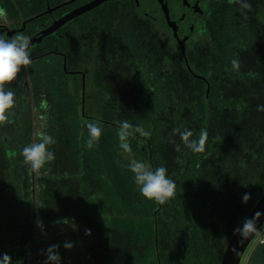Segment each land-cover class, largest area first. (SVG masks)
Listing matches in <instances>:
<instances>
[{"label":"trees","instance_id":"obj_1","mask_svg":"<svg viewBox=\"0 0 264 264\" xmlns=\"http://www.w3.org/2000/svg\"><path fill=\"white\" fill-rule=\"evenodd\" d=\"M249 2L247 19L239 5L231 6L211 38L186 51L191 69L201 77L167 46L157 64L149 47L141 54L125 48L118 37L112 44L105 39L114 68L101 70L98 100L85 101L82 112L56 82L62 72L55 63L50 71L39 57L21 67L5 85L6 92H14L15 104L0 124V258L7 253L13 264H47V249L59 245L60 264H203L209 249H224L264 192V110H258L264 106V0ZM11 7L4 0L3 9ZM76 46L77 39H71L74 56ZM234 58L240 61L239 73L232 70ZM124 120L134 126L127 130L128 154L117 135ZM94 121L108 152L118 149L116 156L112 153L117 173L123 178L132 174L119 150L128 156L135 152L136 160L167 168L176 183L175 196L164 205L140 193L131 198L134 179L128 195L122 185L112 188L109 175L101 173L100 145L93 142L89 148L84 138L87 123ZM135 126L150 137H142ZM177 127L191 130L192 139L206 129L205 152L185 148L173 135ZM42 133L55 140L48 147L55 160L36 176L20 153L39 143ZM245 193L251 195L247 203ZM125 198L146 210L136 227L120 210ZM65 243L73 247L66 249Z\"/></svg>","mask_w":264,"mask_h":264},{"label":"flooded vegetation","instance_id":"obj_2","mask_svg":"<svg viewBox=\"0 0 264 264\" xmlns=\"http://www.w3.org/2000/svg\"><path fill=\"white\" fill-rule=\"evenodd\" d=\"M7 1L16 10L17 17L0 19V35L11 38L18 32L37 37L40 30L60 16L91 0H71L55 8L52 7L66 0ZM0 2L4 5V0ZM235 5H230L228 0H100L34 40L29 46L30 59L54 56L45 64L50 71L54 63L59 68L57 71L62 73L60 81L56 82L65 87V97L80 103L82 112L85 101L98 100L95 88L99 85L101 70L105 65L108 71L114 68L110 65L111 51L103 46L105 39L110 38L112 44L118 37L125 48L141 54L149 47L150 55L155 53L157 56V64L161 61L163 46H167V49L180 52L187 68L193 75L201 77L191 69L186 51L209 40L228 9ZM73 21H77L76 29L71 25ZM44 39L49 41L43 48L37 47ZM71 39H77L78 46L71 49L77 52L76 56L68 47Z\"/></svg>","mask_w":264,"mask_h":264},{"label":"clouds","instance_id":"obj_3","mask_svg":"<svg viewBox=\"0 0 264 264\" xmlns=\"http://www.w3.org/2000/svg\"><path fill=\"white\" fill-rule=\"evenodd\" d=\"M228 3L239 5L241 16L247 19V13L252 11V5L249 0H228ZM6 17V10L0 8V18ZM31 38L23 33H15L11 38H6L0 35V124L4 123L8 117L6 113L14 107V92L5 91V85L11 84L20 72L21 67L31 65L29 45ZM232 70L239 73L240 61L238 59L231 60ZM258 110H264V106H258ZM90 133V139L87 141L89 148L93 147V142H98L102 133V128L99 122L87 123ZM134 126L127 120L119 122V131L117 132L120 141V147L126 153H130L132 149L126 140L128 136L127 130ZM135 131H138L142 137H150L151 133L145 131L140 126H135ZM173 135H179L180 140L185 148L193 153H204L205 145L208 138L206 129H201L199 137L192 139L193 132L189 129L181 130L180 127L173 129ZM55 143L52 136L48 134H40V142L32 143L25 147L20 153L23 157V162L30 165L29 172L35 173L36 176L41 174V169L55 160V153L48 150L49 145ZM176 151H181L179 144L176 145ZM127 168L134 174V182L138 187L139 193L147 200L154 201L159 205H164L175 196L176 183L168 176V170L164 166L153 168L150 163L137 161L133 159ZM251 199L249 193L243 196V202L247 203ZM44 207L43 203L38 205ZM261 212H256L251 220H246L243 227L234 230V234H239L242 240L248 239L249 236H260L261 230L256 228L255 222L260 219ZM64 224H68L67 218L63 219ZM37 226L43 230V222L37 219ZM87 235H91V230H86ZM66 249H71V243H65ZM59 245H51L47 249V264H60L61 257L58 252ZM0 264H13L12 258L4 253L0 258ZM16 264H21L17 261Z\"/></svg>","mask_w":264,"mask_h":264},{"label":"rangeland","instance_id":"obj_4","mask_svg":"<svg viewBox=\"0 0 264 264\" xmlns=\"http://www.w3.org/2000/svg\"><path fill=\"white\" fill-rule=\"evenodd\" d=\"M6 1V0H5ZM7 3H9L8 1H7ZM0 8L2 7V6H4V5H2V3L0 2ZM13 7H11V8H8V9H5L6 10V17H3V18H0L1 20H6V19H15L16 17H17V13H16V10H14V9H12ZM76 22L77 21H73V22H71V25L72 26H74V25H76ZM69 25V24H68ZM73 29H76V26H74L73 27ZM49 41V39H44V40H42L41 42H40V44H37V47H39V48H43L44 46H45V44L47 43ZM53 41V40H52ZM54 42V41H53ZM42 60H44V61H50L51 59H54V56L53 55H49V56H43V57H40ZM39 58V59H40ZM96 112V114L98 115V116H101V117H103L104 116V114H103V112L102 111H98V110H96L95 111ZM94 122H97V121H94ZM85 134H84V138L86 139V140H89L90 139V133H87L86 131L84 132ZM101 140V139H100ZM98 141L97 142V144H99L100 145V152H99V154L101 155V160H100V162H101V164L103 165V168L101 169V173H103V174H108L109 175V178L111 179V182H112V188L113 187H115L116 186V184H119V185H122V186H124V187H126L125 188V190H121L123 193H124V195H128V192H130V190L132 189V187L131 186H133V179H134V174L132 173V174H129V177H127V176H125V178H123L122 177V175L123 174H119V173H117L118 171H117V168H116V166L114 165V163H113V157L112 156H116V154L118 153V149H115V148H113L114 150L112 151V153L114 154H112V153H110V152H108V142H107V140L106 139H102V141H103V143H104V145L101 147V145L103 144L102 143V141ZM95 142V141H94ZM122 154V156H123V159H122V161L124 162V164H125V166H126V163L127 162H129V164L131 163V161L133 160V159H139L138 158V156H137V153H135V152H132V155L131 156H128V155H126L125 153H123V151L122 150H119V154ZM112 154V155H111ZM128 154V153H127ZM134 154V155H133ZM138 161V160H137ZM127 165H128V163H127ZM123 166V165H122ZM125 175V174H124ZM127 186H128V189H127ZM134 188H135V190L134 191H132L131 193L133 194V195H131V198H134V197H136V196H134V195H138L139 194V190H138V187H137V185L135 184V182H134ZM131 187V188H130ZM116 188H117V186H116ZM137 191V192H136ZM136 193V194H135ZM140 195V194H139ZM128 198V197H127ZM127 198H125V201L123 202V203H120V210H121V212H122V215H123V217H124V219L127 221V223L128 222H130V223H132V226H138V225H140V222H141V220H142V218L143 219H145V214H146V210H144L143 208H142V206L141 205H131V203H126L127 202ZM121 200L120 201H122L123 199H122V197L120 198ZM114 200V199H113ZM126 203V204H125ZM127 204H128V206H127ZM111 207H112V210H113V207L115 206V200L114 201H111ZM128 211H127V210ZM112 210H109L108 211V213L109 214H107V216H108V221L109 222H111V219H114V216L112 215L113 214V211ZM125 212V213H124ZM127 212H129V213H127ZM121 214V213H120ZM140 214H141V216H140ZM131 215V216H130ZM134 215H136L137 217H133ZM129 216V217H128ZM127 217V218H126ZM66 239V238H65ZM252 240V239H251ZM250 240V241H251ZM249 244V243H248ZM219 249H221V248H219ZM209 259H205V261H204V263L203 264H216V262H218V260H220V258H221V255H222V251L223 250H219V251H217L216 249H209ZM219 264V263H218Z\"/></svg>","mask_w":264,"mask_h":264},{"label":"water","instance_id":"obj_5","mask_svg":"<svg viewBox=\"0 0 264 264\" xmlns=\"http://www.w3.org/2000/svg\"><path fill=\"white\" fill-rule=\"evenodd\" d=\"M69 1H71V0H66L64 2H61V3L53 6L52 8L58 7V6L65 4ZM99 1L100 0H91L87 3H85L84 5L78 6L76 8H73L72 10L66 12L65 14L60 16L57 20H55L51 25L40 30V35H38L37 37H30L31 38L30 45L33 43L34 40L40 38L42 35H44L46 33L53 31L56 27H58L60 24L64 23L66 20L70 19L71 17L79 14L80 12H82L86 9H89L90 7L97 4ZM47 10H49V9H47ZM256 212H261L262 214H264V192H262L260 194V196L257 198V200L254 202L252 207L248 210V212L245 214V216L242 218V220L239 222V224L236 226L235 229L242 228L243 223L246 220H251ZM262 222H264V215H261L260 219L255 222L257 229H259ZM253 236L254 235L249 236L248 239L242 240V237L238 233L234 234V231H233L232 234L230 235L228 241L226 242V245H225L223 251H222V255H221V258L219 260V264H238L245 247L247 246V244L249 243V241L251 240V238Z\"/></svg>","mask_w":264,"mask_h":264},{"label":"crops","instance_id":"obj_6","mask_svg":"<svg viewBox=\"0 0 264 264\" xmlns=\"http://www.w3.org/2000/svg\"><path fill=\"white\" fill-rule=\"evenodd\" d=\"M260 236H253L245 247L238 264H264V222L260 225Z\"/></svg>","mask_w":264,"mask_h":264}]
</instances>
